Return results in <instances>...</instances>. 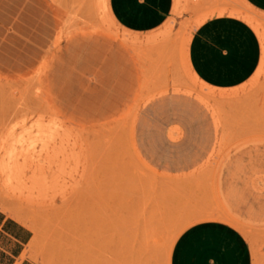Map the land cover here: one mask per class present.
<instances>
[{
    "label": "rangeland",
    "instance_id": "374dc122",
    "mask_svg": "<svg viewBox=\"0 0 264 264\" xmlns=\"http://www.w3.org/2000/svg\"><path fill=\"white\" fill-rule=\"evenodd\" d=\"M38 1L0 22V209L30 229L24 256L168 264L184 230L217 221L264 264V13L224 0L139 33L108 0ZM223 14L252 28L260 59L217 89L187 46Z\"/></svg>",
    "mask_w": 264,
    "mask_h": 264
},
{
    "label": "crops",
    "instance_id": "0c3cea01",
    "mask_svg": "<svg viewBox=\"0 0 264 264\" xmlns=\"http://www.w3.org/2000/svg\"><path fill=\"white\" fill-rule=\"evenodd\" d=\"M29 1L0 0V22L7 24L15 8L24 14ZM242 1L264 13V0ZM223 2L108 0V8L120 26L143 33L160 27L175 8H228ZM259 59L260 45L255 32L243 20L227 14L212 15L201 22L187 46L191 71L201 82L217 89L242 84L255 72ZM31 237L28 227L0 209V264H35L24 256ZM168 264H254V256L236 229L217 221H203L178 236L169 252Z\"/></svg>",
    "mask_w": 264,
    "mask_h": 264
}]
</instances>
